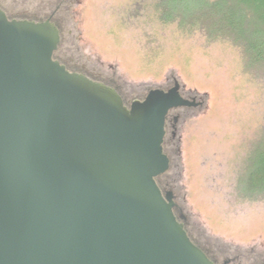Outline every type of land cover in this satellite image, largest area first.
<instances>
[{
	"label": "water",
	"instance_id": "water-1",
	"mask_svg": "<svg viewBox=\"0 0 264 264\" xmlns=\"http://www.w3.org/2000/svg\"><path fill=\"white\" fill-rule=\"evenodd\" d=\"M52 16L0 8V264H216L157 177L178 79L129 106L55 58Z\"/></svg>",
	"mask_w": 264,
	"mask_h": 264
},
{
	"label": "rangeland",
	"instance_id": "rangeland-1",
	"mask_svg": "<svg viewBox=\"0 0 264 264\" xmlns=\"http://www.w3.org/2000/svg\"><path fill=\"white\" fill-rule=\"evenodd\" d=\"M0 8L16 19L52 16L56 59L110 84L129 105L177 78L199 104L175 113L160 181L168 179L190 236L219 264H264V193L245 187L264 132V78L246 71L238 47L165 19L160 0H0Z\"/></svg>",
	"mask_w": 264,
	"mask_h": 264
},
{
	"label": "trees",
	"instance_id": "trees-1",
	"mask_svg": "<svg viewBox=\"0 0 264 264\" xmlns=\"http://www.w3.org/2000/svg\"><path fill=\"white\" fill-rule=\"evenodd\" d=\"M160 1L165 19L201 32L210 42L223 41L238 47L246 71L264 78V0ZM246 182L245 187L252 193L263 195L264 132L254 147Z\"/></svg>",
	"mask_w": 264,
	"mask_h": 264
},
{
	"label": "flooded vegetation",
	"instance_id": "flooded-vegetation-1",
	"mask_svg": "<svg viewBox=\"0 0 264 264\" xmlns=\"http://www.w3.org/2000/svg\"><path fill=\"white\" fill-rule=\"evenodd\" d=\"M56 58V57H55ZM167 90V89H165ZM180 92L181 94L185 97V98H188V99H192V97H188L186 96L180 89ZM120 93V92H119ZM124 99V98H123ZM125 101V99H124ZM125 103L129 106V104L125 101ZM201 105V104H200ZM185 107H190V106H185ZM191 107H195V106H191ZM197 107V106H196ZM180 108H183V107H179V108H175V109H172L169 111L167 117H166V124H165V130H166V133H165V138H164V142H163V148H164V152L167 154V149H166V137L168 135V132L170 130V128H172V133L173 135H175V131L174 129H176V124L178 123L179 121V115L178 114H175L177 112L178 109ZM168 155V154H167ZM169 157V155H168ZM170 158V157H169ZM171 162V160H170ZM165 173L158 176L157 177V182L159 184V186L161 187L162 191L164 193L170 191V185H169V181L167 178H163L162 181H160V178L164 177ZM173 196H174V200L176 202V206L174 207V211H175V214L177 215V217L179 218V220H181L183 223H184V226H185V229H186V217L184 216L183 214V210L182 208L179 206V204L177 203L176 201V195L173 193ZM187 230V229H186ZM188 232V230H187ZM189 236H190V233L188 232ZM191 237V236H190ZM191 239L193 240V238L191 237ZM194 241V240H193ZM195 242V241H194ZM196 243V242H195ZM197 244V243H196ZM198 245V244H197ZM204 250V249H203ZM205 251V250H204ZM206 252V251H205ZM207 253V252H206ZM207 255L216 263V264H219L214 258H212L208 253ZM222 264H236V262L234 261V258H226L224 259L223 263Z\"/></svg>",
	"mask_w": 264,
	"mask_h": 264
}]
</instances>
